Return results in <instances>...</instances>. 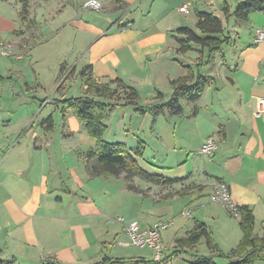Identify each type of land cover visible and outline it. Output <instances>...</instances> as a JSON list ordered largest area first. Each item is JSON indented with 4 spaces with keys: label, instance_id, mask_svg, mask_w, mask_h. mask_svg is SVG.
Instances as JSON below:
<instances>
[{
    "label": "crops",
    "instance_id": "0c3cea01",
    "mask_svg": "<svg viewBox=\"0 0 264 264\" xmlns=\"http://www.w3.org/2000/svg\"><path fill=\"white\" fill-rule=\"evenodd\" d=\"M88 1L92 0H0V40L11 44L31 43L35 47L48 42L45 32L53 34L51 40L63 36L69 47L72 44L77 60L81 55V72L92 67L90 75L98 84L121 79L138 93L140 84L147 83L156 92L155 104L168 101L160 90L162 84L171 90V98V82L187 74L184 67L199 72L194 70L198 63L190 58V64H180V67L174 64L177 66L174 72H169L173 67L158 65L160 52L168 53L172 47L178 54L179 46H174V37L180 28L170 8H179L184 0H94L100 4L99 12L85 8ZM246 23L256 28L251 31L249 41V46H253L251 39L255 32L264 30V14L252 13ZM262 45L264 43L254 47ZM260 51L259 59L250 57L242 61L233 70L234 78L226 77V86L231 88L228 94L221 91L223 77L207 74L213 79L203 93V96L211 95L208 101L198 104L202 96L195 103V114L184 113L183 107L182 115L172 116L177 121L169 122L171 135L174 139L177 134L178 141L168 144L160 159L182 152L179 163L185 164L183 168L187 167L188 171L177 179H185L181 183L185 187L202 186L201 191L190 190L184 196L163 200L162 196L158 198L153 194L155 186H139L138 179L134 183L144 194L128 191L122 179L90 180L84 167L85 153L78 155L75 146L68 145L70 138H75L76 130L67 127L66 115L60 124L63 126L61 134H52L53 130L46 131L42 125L52 114L44 117L38 128L30 126L25 130L24 137L0 134V261L4 264H49V261L57 264H186L178 261L179 255L174 254L179 251L177 241L186 238L198 224H204L213 245L219 247L214 240L213 225L220 227L224 223L232 224L236 230L233 235L236 247L229 254L230 261L236 260L232 252L243 237L239 219L233 222L227 209L211 200V194L215 183H226L233 201L253 211L255 234L264 236V107L259 104V99H264V48ZM126 64L131 65L130 75L124 68ZM62 65V73L77 69L67 58ZM211 66L213 62L206 69ZM223 66L227 65L223 63ZM243 75H247L245 80ZM159 93L162 99L157 100ZM186 104L189 103L186 101ZM56 108L59 110L58 105ZM128 108L131 107L117 106L108 118L116 110ZM107 127L104 139L109 132ZM126 127L124 125L125 132ZM154 128L152 134L156 131ZM130 131L131 134L123 133L116 139L121 137L123 143L134 150L141 141L137 139L138 145L134 148L127 144L132 138L130 135L135 136L132 128ZM208 138H213L218 145L212 158L199 154ZM160 139L162 142L163 138ZM148 189L150 192H146ZM185 200L188 206L174 218L172 204H183ZM188 211L190 218L184 216ZM142 214H146L147 219L139 224L142 230L156 223L168 225L161 232L163 242V233L174 232L171 242H164L163 260L166 262L156 263L154 253L148 248L135 250L133 246L120 245L127 243L128 237L118 218L126 215L136 221ZM202 240L207 244L205 238ZM207 247L214 255V250L208 244ZM197 248H185L184 255L180 256L196 264Z\"/></svg>",
    "mask_w": 264,
    "mask_h": 264
},
{
    "label": "rangeland",
    "instance_id": "374dc122",
    "mask_svg": "<svg viewBox=\"0 0 264 264\" xmlns=\"http://www.w3.org/2000/svg\"><path fill=\"white\" fill-rule=\"evenodd\" d=\"M242 1L243 0H216L211 7L202 4H200L198 7L199 13H212L222 20L225 29L224 37L229 36L232 40L230 45L224 44L221 47L220 53L214 59L213 67H211L214 69L217 66L216 70H212L211 67L206 69V66L194 67L195 71L199 70L200 74L204 76L210 74L213 76L220 75L223 77L221 91L224 95L228 94L231 89L226 86V82H228L226 77L231 76L234 78L235 72H233V70L237 64L239 65L242 63V61L248 60L250 57L259 59L258 53L261 52L260 49L264 48V45L259 47L249 46L250 37L252 35L251 31L254 32L256 28L252 27L248 23H237L233 16L235 7ZM225 5H227L229 9L230 14L228 17H226L224 14V8L226 7ZM170 9L174 16L178 19V25L176 26H179V28L188 27L196 30V12L192 11L188 14L181 15L179 14L177 7L173 6V8ZM45 35V38H47L46 40H48V42L37 46L35 45V47L31 43L28 44L25 42L21 44L9 43V45L18 46L20 48H22V45H25L26 47L29 45L31 48L33 46L32 50L29 51L28 54L25 53L23 59L5 57L0 54V134L5 133L8 136L12 135L10 137L13 138H17L21 135L24 137L25 130H27L30 126L34 129L38 128L43 118L51 114L54 120V129L52 134L55 132L61 134L63 126L60 127V124L64 117L61 114V108L59 107V110L56 108L57 105H59L58 102L72 98H81L84 95L87 96L86 91L88 87L83 85V80L80 76V72L83 68V65L80 63L81 55L77 60L76 53L74 50H72V44L69 47V42H66L65 39H63V36H59L57 39L51 40L50 38H53L52 33L49 34L45 32ZM174 46H178V43L175 40ZM193 47L197 48L195 46ZM206 57V51L202 53L201 51L197 50L195 53L191 54L190 52L187 56H182L176 54L175 50H173L171 47L168 53L163 54L160 52V61L158 65L165 68L173 67V69H169V72H174V69H176L174 67H177L176 65L174 66V64H177L178 67H180V64H190V59H193L195 63L201 64L206 62ZM66 58L67 62L71 63V66L72 64L77 65L76 70L73 69L70 71L68 69L63 73L60 71L63 66L62 63ZM223 63H225L227 66H223ZM225 67H229L231 70H225ZM124 68H126L127 74L130 75L131 65L126 64V67ZM244 76L247 75H243V79L245 80L246 78ZM161 86L163 89L161 88L160 90L169 100V94H171V90L168 89L166 84H162ZM112 89L116 91V97L110 102L123 104V97L125 96L124 92L117 86H113ZM139 89L140 106L148 108L151 105H155V103H153L156 94L154 89H150L149 85L144 82L140 84ZM88 95L90 97L94 96L92 93H89ZM210 97V94L205 93L202 100L198 104L208 101ZM47 103L50 104L48 107H45ZM181 104L184 107V113L195 114L197 112L196 104L193 105L192 103H189L187 105L185 100L182 101ZM65 115L67 127L70 130H76L73 132L76 133L74 134L75 138H70L71 142L68 143V145L70 144L71 147L75 146L76 153L78 155L83 152L86 154L92 148L95 149L96 140L88 135L84 125L77 119L74 112L68 111ZM108 119L106 122L109 126V132L107 136H105L104 140L109 143H123L124 141L123 139H120L121 137H119V139L116 138L121 136L123 133L128 134L130 132L131 134L130 130L132 128L133 131H135V136L133 137L130 135L132 140L128 139L127 144L133 148L137 147V139H140L141 143H143L141 146L145 147V150L143 158L139 159V163L149 173L162 175L169 179H177L182 175H185V173L188 171L187 167L183 168V165L185 164L179 163V157L183 155L182 152H179L177 156L171 154L168 159L165 157L160 159L161 156L166 152V146L178 141L177 134L173 139V136L171 135L172 129H170L169 123L170 121L173 122L177 120H173V117L167 111H164V113L159 115V117H155L151 112H147L145 115L139 116L136 114L135 109L131 107L127 110H116ZM155 119L157 120L156 122H154ZM124 125L127 126L126 132L124 131ZM154 126L156 131L152 134V128ZM137 128H140V131H138L139 129ZM60 134L59 137L61 136ZM161 137L163 138L162 142L160 139ZM136 183L137 185H141L143 187H148L149 185L142 180H138ZM155 187L156 190H153V192H156L153 194L159 198V196L168 194L171 191H177L176 189H179L180 191H184V188L193 190L195 185L193 184L185 187V185L181 184L171 188ZM146 192H150V190L148 189ZM187 203L188 200L183 201V204L186 205H183L181 202H175L172 204L174 208V218L181 215L182 210L188 206ZM121 217H124L126 223L131 222V219H128L130 217L126 215ZM145 217L146 214L140 218H135V220L141 224L142 220H147ZM233 219V222L237 221L238 217H233ZM190 222L193 223V220ZM216 226L217 225H213L216 235V238H214V235L213 238L215 242L218 243L219 249L223 253V256L218 255L217 253L211 255L205 240H202L198 245V256L207 258L214 257V262H216V264H229V262H231L230 260H232L229 258L230 250L236 247V243H234L235 238L233 237L236 230H234V227L232 228V224L229 223L221 224L220 227ZM173 236L174 232H170V230L163 233L164 242H171ZM216 239L219 241H216ZM132 249L137 250L138 248L134 247ZM143 251L146 254L148 253V250ZM181 254L182 253L178 254V261L190 264L183 260L184 258L180 256ZM183 255L184 254H182V256ZM184 257L187 258L186 255ZM255 264L264 263L262 261H258Z\"/></svg>",
    "mask_w": 264,
    "mask_h": 264
},
{
    "label": "trees",
    "instance_id": "16d2710c",
    "mask_svg": "<svg viewBox=\"0 0 264 264\" xmlns=\"http://www.w3.org/2000/svg\"><path fill=\"white\" fill-rule=\"evenodd\" d=\"M225 6L224 14L228 17L230 14L229 9L227 5ZM252 13L264 14V0H243L235 7L233 16L236 22L241 24L248 22L249 15ZM196 14V30L188 27L180 28L176 31L174 39L178 43L177 52L180 55H186L197 50L202 53L206 51V62L197 65V67H203L211 64L220 53L221 47L224 44L230 45L232 40L229 36L224 37L223 22L214 14L207 12H196ZM184 68L187 74L171 82L173 87L171 98L165 103L151 105L148 108L140 106L138 91L123 80L117 79L110 83L98 84L90 75L92 67L85 68L80 73L83 85L88 87L87 96L62 100L58 102V106L61 108L60 111L63 116L68 111H73L77 119L84 125L88 135L96 140L95 149L88 151L84 155V167L90 180L101 177L122 179L126 184L127 190L137 194H144V191L135 185L134 180L136 179L157 187L171 188L181 185L185 179H169L162 175L152 174L140 165L139 159L143 158L145 150V147L141 146L143 143H140L136 149L130 150L124 143H109L103 137L108 130L105 121L117 106L133 107L136 114L141 116L147 112L158 116L164 111H167L171 116H180L183 113L182 101L185 100L192 104L198 102L203 96L206 86L213 79L200 74V72L195 73L189 66ZM113 85L124 92L123 104L110 102L116 97V91L112 89ZM89 93L94 96L90 97ZM159 99H162L160 93L157 97V100ZM42 125L46 131H52L54 129L52 116L45 119ZM202 189V186L193 188L194 191H201ZM183 190L171 191L163 195L162 199L167 200L175 196H184L191 189L184 188ZM238 219L243 237L237 248L232 252L236 260L229 262V264H255L258 261L264 263V236L259 237L255 234V216L253 211L247 206H240ZM204 238L207 240L208 246L214 250V254L217 253L223 256L219 247L213 245V239L204 224H198L186 238L179 239L177 241L179 251L174 254L182 253L185 248L193 249L198 247ZM194 258L196 264H215L214 257L207 258L195 255ZM162 262H166L165 259ZM0 264L4 263L0 261ZM49 264L57 263L49 261Z\"/></svg>",
    "mask_w": 264,
    "mask_h": 264
},
{
    "label": "built area",
    "instance_id": "2783aa9c",
    "mask_svg": "<svg viewBox=\"0 0 264 264\" xmlns=\"http://www.w3.org/2000/svg\"><path fill=\"white\" fill-rule=\"evenodd\" d=\"M215 1L216 0H184L183 4L178 8V12L185 15L192 11H197L200 4L213 6ZM85 7L94 11H100V4L94 0L86 2ZM251 42L253 46L264 43V30H257ZM31 49L29 45L28 47L22 45V48H20L0 41V54L5 57L23 59L25 53L28 54ZM259 104L264 107V99H259ZM217 151L218 145L216 141L213 138H208L199 149V154L212 158ZM211 200L215 203L222 204L232 217H239L240 206L233 201L230 188L226 183L218 182L213 186ZM184 216L190 218L191 212H186ZM118 222L123 225L124 233L128 237V242L122 243L121 245L148 248L154 253V260L156 263H161L163 261L166 245L162 240L161 232L167 229V224L156 223L151 228L142 230L139 223L136 221L126 223L124 217H119Z\"/></svg>",
    "mask_w": 264,
    "mask_h": 264
}]
</instances>
